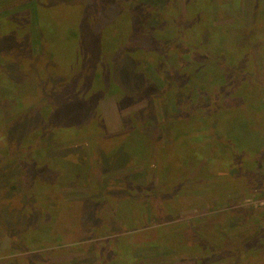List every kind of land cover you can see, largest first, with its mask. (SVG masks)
<instances>
[{
    "label": "rangeland",
    "instance_id": "374dc122",
    "mask_svg": "<svg viewBox=\"0 0 264 264\" xmlns=\"http://www.w3.org/2000/svg\"><path fill=\"white\" fill-rule=\"evenodd\" d=\"M32 1L0 0V91L9 94L10 103L9 107L0 105V136H10L8 147L14 150L10 161L0 154V264H26L31 256L41 263L48 260L79 264L93 255L97 256L98 251L110 241H113L114 251L121 253L120 256L114 254L115 264H134L119 241L126 236H132L130 244L136 248L135 257L140 260L138 264H198L197 257L180 258L165 243L154 244V235L162 234V230L170 232L173 227L195 229L199 220H203V223L198 228L215 225L219 229V225L227 238L233 237L228 240V246L231 243L242 246L234 259L238 264H257L259 259H264V91L255 88L251 79L240 80L233 85V91H225L221 96V106L225 100L228 102L225 103L228 112L223 113L212 100L197 91L196 87L200 86L193 82L189 85L190 92L193 91L192 98L187 101L189 106L186 108V103L182 105V97H178V93L175 97L165 83H169L173 65L182 74L187 71L182 65H189L188 61L191 60L198 62L201 52H192L191 57L185 53V62L183 60L182 63L177 61L178 57H166L165 49L156 48L154 41H150L149 24L140 28V22L135 24L134 17L128 15L130 11L124 8L126 13H121L118 5L111 9L107 17L100 14L101 26L95 31L97 23L91 13L92 0H44L45 4L38 1L36 7L43 5L45 11L42 12L51 18L48 31L53 30L57 36L62 35L60 25L73 22L71 18L80 11L69 7L82 6L83 16L90 26L82 28L79 37L71 38L73 42L66 46L65 60L69 66L67 69L71 70L69 73L76 77L74 85L69 84L71 78L68 76L54 79L46 73L44 85L33 84L30 73L40 64V58L35 57L34 52V48L38 50L36 41L39 42V33ZM201 1L199 4L203 5L206 0ZM143 2H149L155 8L153 26H166L164 17L168 16L170 19L176 18L179 26L188 20L184 0H133L132 5ZM215 4L214 7L217 6ZM217 4L219 7L211 8L208 13L212 11L216 17L208 24H214L219 30L213 41L231 43L230 49L226 50L229 67L235 66L231 58L242 54L246 63H238L237 67L250 68L254 81L260 82V88L264 87V47L257 44L258 48L249 54V49L240 48L244 51H239L232 44L233 35L241 27L253 34L252 43L264 41V22H260V18L257 21L264 4L259 0H219ZM173 9L176 13L172 17ZM10 16H19L21 23L18 24L16 19L10 21ZM196 18H191L194 26L200 24ZM195 28L198 35L202 33L200 28ZM164 32L167 35L173 31L167 26ZM179 35L184 39V34ZM130 37L132 39L129 41ZM92 38L105 42L108 38L114 39L113 49L117 50V54H102L101 47L93 49L87 44ZM204 40L208 41V37L204 36ZM22 41L30 47L29 70ZM123 46L128 48L126 54L129 52L131 57L136 58L135 62L145 64L148 61L155 66L159 64L165 67L169 61L174 62L170 63V68L166 67L164 72H160L161 76L146 66V75L160 93L153 102L143 100L139 103L134 100L141 83L133 79V74L127 75L122 69V63L133 62L124 52H120ZM211 51L215 54L218 48ZM96 56L102 59L99 65L101 71L110 68L107 72L112 75L107 73L102 79L90 75L87 64ZM208 60L203 65L190 67L189 71H193L195 76L203 71L206 78H218L217 83H221L225 89L231 87L233 75L222 79L219 72L214 71L219 64L210 62L209 56ZM209 82L215 81L210 79ZM215 87H211L210 92H217ZM68 89L73 94H69ZM86 89L89 95L83 94ZM50 94V100L38 112H50L56 117L54 123L45 126L51 129L55 142L67 144L60 150L53 148L47 152L49 165L43 169H47L45 177L54 180L51 186L49 183L47 186L35 178L36 174L43 172L37 168L44 163V149L31 151L33 153L28 155L27 152L37 143L34 131L37 120L40 121L38 112L31 107L36 105L37 100ZM230 96L238 98H227ZM150 104L154 108L153 119H156L158 127L148 129L153 136L142 146L139 132L125 131L123 117L130 115L132 118L141 110L145 112ZM121 107L127 109L120 110ZM98 113L99 117H103L105 131L112 135L116 133L113 137L104 138V145L115 147L123 141L116 150L118 159L115 163H123L128 155L126 166L103 173L99 171L100 145L96 141L83 144L75 139L81 132L88 134V130L98 129ZM188 113L193 114L195 125L192 128L175 126L182 119L178 116ZM62 114L63 119L59 122ZM200 123L203 125L200 126ZM55 132H59L57 136ZM157 137L160 138L158 142ZM132 148H137L138 153H130ZM86 178L92 187L77 185ZM128 178L147 187L146 190L139 191L138 186L133 185L126 192L119 190L112 195L107 192L108 183ZM128 195L141 197L132 201L134 205L138 202L137 205L145 203L147 208L150 207L149 219L143 225H139V221H125L121 227L114 220L119 216H129L133 210L132 202L128 198L123 200ZM103 198L108 199L104 201ZM95 219L102 223L99 227L91 224L96 223ZM87 224L93 226L91 230L80 228V225L84 228ZM67 225L71 231L62 238V244L53 241L51 231L56 238L57 229H65ZM88 245L93 246V254L76 250ZM217 255L212 251L210 261L216 260ZM40 257L42 259H38Z\"/></svg>",
    "mask_w": 264,
    "mask_h": 264
},
{
    "label": "trees",
    "instance_id": "16d2710c",
    "mask_svg": "<svg viewBox=\"0 0 264 264\" xmlns=\"http://www.w3.org/2000/svg\"><path fill=\"white\" fill-rule=\"evenodd\" d=\"M38 1L39 0L32 1L33 11H34L33 15L35 18V22L37 23L38 33H39V37H38L39 42L36 41V49L38 50H35L34 48V52H36L35 57L40 58V61H39L40 64H38V66L36 67L33 73H30L33 75V77H31L32 80H34L33 84L37 82L38 85H41V86L44 85L42 83L45 82V78H46L45 73H46L48 75L51 74L54 79L62 78V75H64L65 78H67L68 76L71 78L69 84L73 86L75 83L76 77L73 73L71 76V74L69 73L71 72V70L67 69V67L69 66L67 64V60H65V53H67V50H68L66 46L68 45L69 47L70 43L73 42L71 41V38L75 39L76 37H79L80 30L82 31V28H89L88 25L90 26V24L87 22V20H85L83 16L82 10L84 8H82V6L69 7L70 9H75V10H80V11H77L76 16L71 18L73 22L69 23L68 25L67 24L60 25L61 26L60 30H62L61 31L62 35L57 36L54 34L53 30L48 31L49 27H51L50 26L51 18L48 14L45 16V14L42 12V11H45V8L43 7V5L41 7L39 5L38 7H36V4H39ZM92 1H93V6L91 7V10H92L91 13H93V16L96 18L94 19L96 21L95 24L97 23L95 27V31L96 29H99V26H101L102 20L101 18H99L100 14L102 13L103 15L107 17V15L111 13V9L114 6L118 5L119 9H121L122 11L121 13H124V12L126 13V11H124V8L127 11H130V14L128 15H130L131 17H134L133 20L135 21L134 22L135 24L140 22L139 24L140 28H142L143 25L146 26V24H149L150 28L148 30V34L150 37V41L151 42L154 41V43L157 46L156 48L163 50V51L165 49L164 52H167L166 57H171V56L178 57L177 61L180 60V62L182 63L183 60H184L183 62H185V59H184L185 53L190 54V57H191L193 53L195 54V53L201 52L198 62L191 60V61H188L189 65H186V66L182 65L184 70L187 69V71H184L182 74H180V72L175 70L174 67H176V65L172 66V64H174L173 61H169V63L166 65L167 68H170L172 66L170 68L171 76L169 79V83L168 84L165 83L167 85L166 87H168V89L169 88L171 89L170 91L172 94L174 92L175 97H176V93H178L177 94L178 97L180 96L182 97V105L185 106L184 104L186 103V106H185L186 108L187 106H189L187 101H191V98H192L191 94L193 91L190 92L189 85L190 83H193V82L195 83L197 82V84L200 86V87H196L197 91H201L204 97L212 100L214 102L213 104L215 106L220 107L223 113L228 112L227 107H226L227 105H225V103L228 104V102H226L225 100V102L221 106L222 104L221 99H220L221 96H223L225 91H233L235 87L233 85L238 84L240 80L245 79V78H248L249 80L251 79L252 83L254 84L253 86L255 88L260 89L262 92L264 91L263 86H261V88L259 87L260 82L254 81V78L251 76L252 73H251L250 68L245 69L244 67H242V65H241V68L237 67L238 63L243 64L245 62L246 58H244L242 54H240L237 57L230 56L232 57L231 59L235 61L234 62L235 66H233V68L229 67V65L226 62L227 57L229 56L227 55L228 53L226 52V50L230 49L231 43L227 44L226 42L224 44H221V42L219 43L217 42L218 43L217 44L213 41L214 35H216L215 33H217L219 30H218V27L215 26L213 23H212L213 24L212 26L208 24L210 20L213 21L216 18L214 17L215 15L212 11H211V14H208V13L211 10V8L213 9L214 3H216L215 5H217L214 8L219 7V4H217L219 0H206L203 5L199 4V2H202L201 0H184L188 8V17H187L188 20L184 24H181V26H179L177 19L173 17L176 13L175 10L173 9L172 10L173 18L170 19L169 16L168 18L164 17V19L166 20V26L163 25L160 28L153 26L152 24V20L154 18L153 10L155 8H153L151 4H148L149 2L147 3L143 2L137 5L136 4L132 5L133 0H101V1L92 0ZM259 1L264 4V0H259ZM40 2L42 4H45L44 0H41ZM126 5H128L129 7L128 6L126 7ZM263 7L264 6L261 7V11L258 14L259 16H258L257 21H259V18H260V22L262 21L264 22V8ZM193 16L197 17L196 19H197V22L200 23L199 25L194 26V22H191V18H193ZM45 17H46V20H45ZM74 18H76L75 21H74ZM8 19L10 21L13 19L18 20V24H20L22 21L19 16H10ZM136 19H138V21ZM167 26H169L170 30L173 32L166 35L164 30H165V27ZM195 27L200 28L202 30V33L198 35L196 33ZM209 28H211V31H209ZM24 30H22V35H23ZM91 30H94V29H91ZM206 30H208L207 34H206ZM176 33H178V35ZM179 34H184V39ZM158 35L160 37H158ZM247 35H250V37H248ZM204 36L208 37V41L204 40ZM253 38H254L253 34H250V32L246 31L244 27H241L240 31H237L233 35V38H232L233 47L237 48L239 51H244L240 48L249 49L250 51L248 52L249 54H252L253 52L252 50L258 48L256 46L257 44L259 45L261 44V46L264 47V41L259 40V41H255L254 43H252V41L254 40ZM131 39L132 38L130 37L129 41ZM20 40H24V39L20 38ZM21 43H23V46L27 54V66H28L27 69L29 70L31 67V66L29 67L30 47L25 41H22ZM87 44H90L93 47V49H98L99 47H101L102 54H106V55L107 54L112 55L115 53L117 54V50L113 49L114 39L112 38H108L107 42L102 41V40L98 41L95 38L94 39L92 38L91 41L89 40L87 41ZM214 44H216V47H214ZM214 48H218V52H216L215 54H213L211 51ZM127 49L128 48L126 46H123L122 48H120V52H124L126 54ZM126 55L128 59H131V60L133 59L132 60L133 62L130 63L129 61H126V63H122L121 65L122 69L127 75L130 73L133 74L134 75L133 79L141 83L140 89L138 90L139 92L137 93V97H135L134 100L139 103L140 101H143V100H146L147 102H150V103L153 102L154 98L156 99V97L160 93L158 92L159 90L156 87L155 83H153V81L150 80V78H148V76L146 75L145 68L146 66H150L157 75L158 74L160 75V72L161 73L164 72L166 67L160 66L159 64L155 66L148 61L144 62L146 64L145 65L143 63H140L139 61L135 62L134 60L136 58L131 57L129 52H127ZM208 56L211 59L210 62H215L219 64L218 66H216L217 68L214 71H218L220 74L219 76H221L222 79L224 78L225 80L228 77V75H233L231 79V87L225 89V86H221V83H217L218 78H211L210 76L206 78V76H204L203 74V71L202 73H198V76H195V73L193 71L191 72L189 71L190 67H193L197 64L203 65L205 61H209ZM95 58L96 59H94L91 63L87 64L89 65L88 70L90 72V75L92 74L93 75L92 77L97 78V79H102L103 77L106 76L107 73L112 75L111 72H107L108 70H110V68L106 69L105 71H101V68H99V65H100V60L102 59L98 56H96ZM36 60L37 59H35L34 61ZM170 63H172L171 66H170ZM33 64L34 63H32L31 65L33 66ZM65 69H67L68 72H66ZM90 75L88 77H90ZM88 77H86V79ZM108 78L110 79V76H108ZM210 79H213L215 82L210 83L209 82ZM177 81H180V83H178ZM213 86L214 87L216 86L215 88L217 92H210V89ZM87 89L84 91L83 93L84 95L90 94V93H86ZM68 93L73 94V92H71L70 90L68 91ZM77 93H80V92H77ZM50 98H51V94L47 95V97L44 99L37 100L36 105H33L31 109L36 110L37 112L38 111L40 112V110L42 109V106L43 105L46 106ZM227 98L234 99L238 97L230 96ZM0 105L4 107L10 106L9 94L4 93L3 91H0ZM119 109L126 110L127 108L121 107ZM153 109L154 108L152 107V104H150V106L145 110V112L144 110L143 111L141 110L138 113L133 114L132 116L133 119L130 117V115L127 117L126 116L123 117V125L125 128V131H127L128 133L135 132V131L139 132V134L141 135L142 146H144L143 143H146V140H148L149 138H151V136H153L151 133L148 132V129L150 127H153V128L158 127V124H156V121H155L156 119H153V116H155ZM39 112H38V116H39L40 121L38 122L37 120L36 125H35L36 129L34 131V135H35L34 138L36 139L37 143L34 146L30 147V149H28L29 151L27 152V155L29 153L35 152L37 149H44L43 150L44 156L42 155V157L45 158L44 163L40 165V168L39 167L37 168L38 170H43L41 174L42 178H41V175L39 174H36L35 178L38 180L39 183L44 182L47 186L49 183V186H51L54 180L46 178L45 172L47 171V169H43L49 165V159L47 156V152H49L53 148L60 150L63 146H66L67 143H61L60 141L55 142L51 135V129H47L48 127L45 126L47 124L48 126L52 124L50 122L54 123L56 121V117L50 112H45L44 114L43 113L40 114ZM96 116L98 119V120L96 119V121L99 124L98 129L97 130L90 129L91 131L88 130L89 132L88 134H86L85 132L83 133L81 132L80 134L76 135L75 139H77L79 143H83V144L84 142H87V144H90L92 143V141H96L100 145V149H102L101 150L102 151L101 160H100L101 170H99L100 173L111 171L113 170V168H122L123 166H126L128 163L127 162L128 155H127V159H125L123 163H120L119 165L115 163L117 162V159H118V153H116V150L117 148H119L118 146H120L123 143V141L118 143L115 147L104 145L103 139L113 137V135L116 133H113L112 135V134H109L107 131H105L103 117H99L100 116L99 113L96 114ZM178 117H182V119H180L179 122L175 126L183 125V126L192 128L195 125L192 119L193 114L189 115L188 113V114L179 115ZM61 119H63V114L61 115L59 122ZM174 119L177 120L176 117H174ZM43 121H46V123H42ZM202 123L204 124L205 122H202ZM92 124H90V126ZM203 124L200 123L199 125L201 126ZM66 129H64L65 132H66ZM58 133L59 132H55L54 135L57 136ZM123 135L128 136L127 134H123ZM9 138L10 136H8V138L0 136V154L1 156H3V158L7 157V161H10L14 156L12 155L14 153V150H10V148L8 147L9 146L8 143L10 141ZM158 138L159 137L156 138L157 142L160 139ZM155 146L156 145H154V147ZM136 149L132 148L129 150V152L138 153ZM30 161L28 162V164L31 163ZM23 163H25V161H23ZM40 179H42V181ZM129 180L130 179L128 178L126 180L125 179L116 180L117 182L113 181L111 183H108L107 185L109 186V191L107 192H110L111 195L112 193L120 192L119 190H124V192H126L128 190H131V188H133V185L138 186L137 188L139 191L146 190L145 188L147 187H144L142 185L140 186L138 185V183H135ZM77 185L92 187V184L90 183V180L88 178H86V180H83L80 184H77ZM137 197L133 196L132 198L131 195H128L125 198H123V200L128 198L132 202L136 200ZM120 198L121 197H119V199ZM138 198H141V197H138ZM106 199L108 198H103L104 201ZM133 205L134 203L132 202V207L134 208L132 211H130L129 216H126L129 218H126V217L121 218V216H119L114 219L115 221L119 222V226L121 227L124 226L125 221H128L129 223H135L139 221L138 224L143 225V223L149 219V216L151 213L150 207L147 208L145 203H141V205H137V206L136 205L133 206ZM95 220H96V223L92 222L91 224H96L97 227H99L100 224L102 223L98 222L97 221L98 219H95ZM60 222L61 221H59V223ZM202 223H203V220L202 221L199 220L197 222L195 229H192V228L189 229L187 226H184V227L180 226L177 228H174V227L171 228L170 232H168L167 230H162L161 231L162 234H159L157 236L154 235L156 237V241L154 242V244H157V243L164 244L165 243L168 246L167 248L170 250H174L176 255L180 256V258L197 257L198 264H214V263L221 264L222 262H225L226 264H238L237 261L234 259L236 258V254L242 250V246L236 243H231L230 246H228V240H231L233 237L229 236V238H227L225 233H223V228H220L219 225L217 226L219 227L220 230L217 229L215 225H213V227L206 225L204 228H198V226L202 225ZM91 224L90 226L88 224L87 226L85 225L84 228L82 225H80V228L89 231L93 227L91 226ZM97 227H94L93 229ZM52 229L54 230V228ZM57 230L58 231H56L57 233L56 238H55V234L51 231V234L53 235V236L51 235V237H53L52 240L55 241L56 243L60 242V244H62V241H61L62 238L65 237L68 232L70 233L71 228L70 226L67 225L65 229H63L62 227H59ZM131 238L132 236H126V237L119 239V241H121V243L123 244L122 246H125V249H127L126 254L128 255V257L131 260L133 259L134 264H138L140 260L137 259L138 257H135L137 252L135 251L136 248H133V245L130 244ZM47 240H50V239H47ZM113 245H114L113 241L108 242L106 244L107 247L105 246L104 249L99 250L97 253V256L93 255V257H91L89 260H84L83 262L79 264H82L84 262H87V264L94 263V262L99 263V264H115L116 257H114V254L120 256L121 253H116L113 249ZM92 247L93 246L88 245L86 247H79L76 250L81 251V253H85V254L88 253V255H90L94 253V252H91L94 250ZM67 251L71 252V250H67ZM212 251L215 254H218L217 255L218 257L216 260L210 261L209 255L211 254ZM121 256H125V254H122ZM32 258L34 257L32 256L29 257V259L26 260L27 262L26 264H69L66 262L53 263L48 260L43 261L41 263L39 261H35V259H32ZM38 259H42V258L40 257ZM98 259H100V261ZM257 264H264V259L263 258L259 259L257 261Z\"/></svg>",
    "mask_w": 264,
    "mask_h": 264
}]
</instances>
